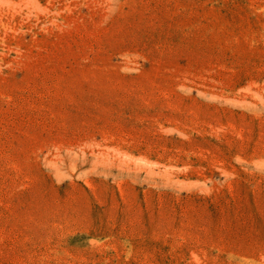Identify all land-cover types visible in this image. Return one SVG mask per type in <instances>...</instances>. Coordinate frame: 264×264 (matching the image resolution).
I'll return each mask as SVG.
<instances>
[{
	"label": "rangeland",
	"instance_id": "374dc122",
	"mask_svg": "<svg viewBox=\"0 0 264 264\" xmlns=\"http://www.w3.org/2000/svg\"><path fill=\"white\" fill-rule=\"evenodd\" d=\"M0 264H264V0H0Z\"/></svg>",
	"mask_w": 264,
	"mask_h": 264
}]
</instances>
